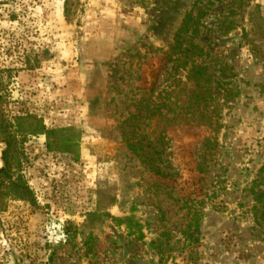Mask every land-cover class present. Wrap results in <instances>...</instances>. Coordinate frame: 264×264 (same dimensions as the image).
<instances>
[{
  "label": "rangeland",
  "instance_id": "374dc122",
  "mask_svg": "<svg viewBox=\"0 0 264 264\" xmlns=\"http://www.w3.org/2000/svg\"><path fill=\"white\" fill-rule=\"evenodd\" d=\"M192 8L187 37L203 54L217 130L167 122L187 70L166 51ZM253 20L264 21V0H0L5 117L71 128L74 142L49 151L44 134L25 138L33 201L7 199L0 264H264L249 193L264 163V37ZM145 105L167 176L121 137Z\"/></svg>",
  "mask_w": 264,
  "mask_h": 264
},
{
  "label": "trees",
  "instance_id": "16d2710c",
  "mask_svg": "<svg viewBox=\"0 0 264 264\" xmlns=\"http://www.w3.org/2000/svg\"><path fill=\"white\" fill-rule=\"evenodd\" d=\"M196 23L192 8L186 13L175 33L173 43L169 45L166 51V60L173 61L175 67L187 70L186 81L180 87V99L175 95V90H172L168 96L167 100H170L171 95L174 94L175 99L172 98L169 101V108L174 116L167 122L170 126L188 124L212 127L213 130H217L220 126L219 115L214 108L210 107L212 97L205 81L208 73L206 66L201 61L203 54L200 47L189 41L187 37L192 26ZM252 27L256 30L255 33L264 37V21L253 20ZM254 49L256 50L257 47L254 46ZM2 104L3 98L0 96V142L3 144L0 155L2 161L0 166V213L5 210L6 201L9 197L33 201L32 191L22 174V143L28 135L44 134L46 147L49 151H70L74 145V142L66 137L67 134L73 132L71 128L45 129L35 116L29 114L15 117L13 123L5 117ZM152 115L153 113L147 105H145L144 113H141L140 110L136 113H129L121 123V137L126 147L138 157L151 173L167 176L169 174L160 167L161 155L164 151L162 134L155 129L147 134V129L144 128L145 125L150 124ZM197 169L203 172L201 166H198ZM263 184L264 163L249 186V193L254 202L252 216L258 224L264 222ZM197 221H195L193 228L188 225L184 231V236L188 241L197 242L198 240Z\"/></svg>",
  "mask_w": 264,
  "mask_h": 264
}]
</instances>
